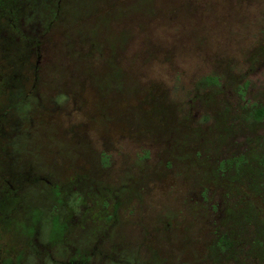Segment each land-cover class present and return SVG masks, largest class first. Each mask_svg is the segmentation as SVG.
<instances>
[{"label": "rangeland", "instance_id": "1", "mask_svg": "<svg viewBox=\"0 0 264 264\" xmlns=\"http://www.w3.org/2000/svg\"><path fill=\"white\" fill-rule=\"evenodd\" d=\"M66 1L47 33L25 23L28 43L2 38L0 175L95 178L112 193L85 199L83 214L93 216L128 197L119 212L129 244L114 255L121 264H260L247 204L264 205V171L253 159L264 151V122L242 114L264 104V0ZM27 94L37 100L20 105ZM242 156L250 167L220 173ZM41 183L38 199L26 191L31 208L47 210ZM9 188L0 181V192ZM46 210L33 238L34 227L20 233L13 223L19 237H8L7 250L40 252L12 264H54L62 254L60 222ZM64 238L67 248L90 247L73 253L90 260L96 241L87 233Z\"/></svg>", "mask_w": 264, "mask_h": 264}, {"label": "trees", "instance_id": "2", "mask_svg": "<svg viewBox=\"0 0 264 264\" xmlns=\"http://www.w3.org/2000/svg\"><path fill=\"white\" fill-rule=\"evenodd\" d=\"M62 8L64 11L67 10L68 4L66 0H0V44L2 43V38H10L12 35L17 43H28V40H30L28 37V24L30 23H32L33 25L36 24V29L38 28L37 30L33 31L35 36L37 35V32L41 34L47 33L55 24L58 23L61 14L60 11L62 10ZM43 17L46 20L42 19ZM25 23H27L28 25L27 29L24 26ZM10 32H12L11 36ZM59 98L58 102H63L66 99L63 95ZM31 99L37 100L33 95L27 94L22 99L20 98L16 101H18V103L23 106L25 104H28ZM7 109L10 111L9 108ZM6 112H3L4 116L7 115ZM24 115L26 114L24 113ZM242 116L244 117V120L245 122H247V124L253 125L263 123L264 104H255L249 107H245ZM253 159L256 160L255 164L258 166L259 170L264 171V151L257 157L254 156ZM249 165H251V162H249L245 157L242 156L235 161L232 160L231 163L227 166L226 164H224V166H226L225 169H223V166H220V173H223L224 171L227 172L229 170L228 166L232 167L233 170L235 169L233 172L238 173L239 170H243L246 168V166ZM33 173V176L39 175V171H33ZM49 175H51L50 179L47 180L50 181V183H48L47 180L29 182L30 177L27 174H25V176L23 177V182H21L20 180L19 183H16L11 179L10 175H0V181H7V183H9L11 186L9 190L0 192V230L9 231L8 227H4L1 225L9 222L12 224L17 222V225H15V229L21 233L24 231L20 229V226H24L25 229L29 227L27 223L30 219H33L35 223L42 220L41 217L36 216V214H42L44 212L43 206L41 207L42 209H29V207H31V200L28 199L32 197H30L31 194L27 193L26 190L27 188L31 187V189L34 190V194L37 196V198L35 199H38V197L41 195L37 194L35 189L39 184H42L41 182H43V187H41L44 190L43 192L41 191L42 197L45 196L46 198H57L61 196L59 184L62 181L58 180L50 170ZM73 178L74 182H69L66 185L67 197L74 199L76 197H80L82 198L83 203H85V199L90 195L93 196L96 193L100 194L103 191H107L110 194L112 193L110 188L108 191L107 187L103 188L100 186V182L98 180H95V178L91 179L86 175L82 176L80 175L79 171L76 172V175ZM15 186L18 187L16 188ZM52 205L55 204L52 203ZM68 205L71 206L72 203L68 202ZM247 205L248 211L249 213H251L250 215H252L253 219H255L254 221L256 225L258 224V235L254 243V248L258 256L259 263L264 264V205H256L252 201H249ZM21 206L24 207L22 213L29 212V215L26 214L27 216H25V218H19V216L17 215V217L14 218L15 210H17L16 208ZM33 211H35L34 214ZM20 219L24 221L22 222ZM32 234L37 235L36 232H33ZM3 235L4 234H0V240L2 239ZM222 243L226 245V242ZM2 248L3 246L2 244H0V249ZM18 257L22 258V256L20 255ZM131 260H129L128 264H131ZM9 261L10 258H7L6 260L4 259V264H10ZM144 263L146 264L147 262Z\"/></svg>", "mask_w": 264, "mask_h": 264}, {"label": "flooded vegetation", "instance_id": "3", "mask_svg": "<svg viewBox=\"0 0 264 264\" xmlns=\"http://www.w3.org/2000/svg\"><path fill=\"white\" fill-rule=\"evenodd\" d=\"M48 183L50 181L47 180ZM67 184L65 182H61L59 184L60 187V194L59 197H47L46 203H47V210L43 208L45 212V215H51V212H54V216L57 215V219L60 222V227L62 231V236L64 234V237L68 233H71L73 230L76 231V235L78 240H83V235L87 233L90 236L89 243L91 245V242L93 243L96 241L95 247H91V253L92 257L88 261H82L79 257L76 258L74 256V252L78 253L79 251H87L89 252L90 247L86 246L83 248H80L79 246L75 245L73 248H67V245L65 244V238L63 237V244L64 248L62 249V254L60 255V252L58 255H56V258L52 259V263L54 264H121L123 263V259L121 257H115L114 255L117 254V251L121 244H129L128 238L125 234L127 233L128 228L127 225V218L126 216L121 213L120 209L124 210L127 202L128 197L126 198H120V200L115 201L116 198H114L113 206L114 210L110 213H100L93 216L91 213H85L83 214V201L82 198L76 197L70 198L67 197ZM128 193V189L125 188L123 195ZM35 200V199H34ZM72 200H75V204L69 206L68 202L72 203ZM98 200V197L96 198ZM33 201V199L31 200ZM122 202V203H121ZM55 204V205H52ZM104 204V203H103ZM24 209V207H23ZM29 209H42L41 207L38 208H31ZM27 215H29V212H27ZM25 213H21L19 215V218H25ZM54 218V217H53ZM22 222L24 220L20 219ZM42 220L35 223L33 219H30L27 223L29 227H34V232L37 234H40V224ZM49 222V221H48ZM16 225V224H15ZM14 225V227H15ZM26 225V224H25ZM1 226H6L9 228V231H2L0 230V234H4L2 239L0 240V244H2L3 248L0 249V264H4V259L10 258V264L16 262L19 257L18 254L22 253V258H29V256L33 253H39L40 251L31 250L30 252H26L24 248H22V245L20 247L15 246L13 249L10 248L7 250V241L9 240L8 237L10 235H17V231H12V223H5ZM121 229L122 235H121ZM100 233L99 237L95 239V233ZM19 237V235H17ZM29 238H33L36 236L35 234L29 235ZM7 237V238H6ZM18 239V238H17ZM31 239L27 240L25 242L24 246H27L30 243ZM41 243L44 244L43 239H41ZM109 250H107L106 248ZM46 252H50L51 249L46 246L44 248ZM8 253V254H7ZM36 264H47L46 261L37 260Z\"/></svg>", "mask_w": 264, "mask_h": 264}]
</instances>
